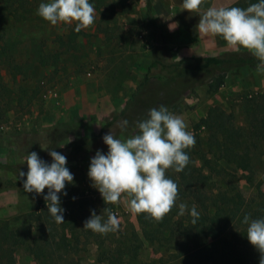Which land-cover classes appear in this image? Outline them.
I'll list each match as a JSON object with an SVG mask.
<instances>
[{
  "label": "rangeland",
  "instance_id": "1",
  "mask_svg": "<svg viewBox=\"0 0 264 264\" xmlns=\"http://www.w3.org/2000/svg\"><path fill=\"white\" fill-rule=\"evenodd\" d=\"M89 3L95 7L96 19L90 28L79 33L74 31L75 23L53 26L44 21L37 15L39 5L32 14L25 15V20L4 28L0 41V164L17 167L26 174L27 154L35 152L51 164L48 151L55 150L67 158L66 167L73 174V182L57 194L64 209V223H57L50 215L55 223L47 218L29 224L27 217L46 214L48 202L44 196L48 190L40 195L26 193L24 178L0 169V234L9 237V232H16L20 240L14 243L11 238L8 242L0 237V264H106L97 262L102 250L114 249L115 241L127 240L132 232L141 238L136 215L130 211L126 196L122 194L118 204L105 205L92 186L88 177L90 161L97 151L107 155L103 137L109 132L118 139L130 138L137 132L128 127L122 132L120 121H116L99 133L141 83L153 60L156 32L164 38L173 60L189 59L194 57L190 55L193 49H185V42L198 40L195 30L200 15L186 12L184 16L176 12L174 17V9L181 0H89ZM172 23L177 25V33L170 34L168 27ZM227 53L232 52L218 51L214 56L223 57ZM237 53L252 58L253 63L229 66L224 84L216 92L207 93L206 87L200 86L185 93L178 104L180 112L174 114L183 117L187 130L200 140V150L207 152L208 132L204 128L195 130L194 126L211 107L232 113L234 126L252 147L258 180L264 174V144L249 135L245 103L264 93V70H257L259 61L250 52ZM151 91L147 96H151ZM147 107L151 108V104ZM95 136L99 138L93 143L92 152L71 153L76 142ZM201 164L198 156L192 158L191 166ZM220 164L238 177L233 194L240 206L251 212L261 206L264 217V186L259 195L242 172L224 160ZM224 187L217 182L211 189L215 193ZM104 208L117 213L119 231L98 234L84 229V222L93 211L107 219ZM38 228L53 243L52 248H42ZM22 237L26 240L24 244ZM28 247L41 252L35 256ZM163 250L144 242L138 259L129 262L125 257V263L158 264L161 258L164 264H181L172 262ZM228 251L220 241L214 245L209 242L204 251L205 257H209L205 264H259L256 249L236 252L234 263L226 254ZM47 254L48 259L44 260Z\"/></svg>",
  "mask_w": 264,
  "mask_h": 264
},
{
  "label": "trees",
  "instance_id": "2",
  "mask_svg": "<svg viewBox=\"0 0 264 264\" xmlns=\"http://www.w3.org/2000/svg\"><path fill=\"white\" fill-rule=\"evenodd\" d=\"M256 2L258 0H245L231 6L246 9ZM38 5L37 0H0V41L4 28L25 20V15L32 14L33 9ZM152 26L155 27V23L152 22ZM155 40L157 43L153 60L147 67L141 83L130 95L123 108L102 127L99 133L114 122L123 120L129 122L127 126L129 129L137 131L136 122L147 118L148 111L154 107L166 106L173 114L178 113L180 112L178 104L184 98L185 93H191L200 86H205L207 93L216 92L223 86L229 66H244L253 63L252 58H246L237 52L227 53L223 57L204 55L173 60L171 51L160 33L156 32ZM152 79L156 81H151ZM151 89V96H147ZM148 104H151V108L147 107ZM245 114L249 135L260 144H264V93L246 101ZM200 128L208 132V151L200 150V140L195 136V146L186 150L190 160L184 170L179 173L173 169L166 170V176L177 183L179 190L172 210L159 222L150 218L146 213H135L141 238L137 233L132 232L127 240L118 239L115 241L114 249L100 252L97 262L126 264L125 257L129 262L136 261L144 242L155 245L158 250L164 249L163 251L170 255L172 262L181 264H205L209 257H205L204 251L209 242L212 245L217 241L225 244L229 249L226 254L230 256L232 263L238 255L236 252L255 249L247 239V225L242 221L245 215H249L250 219L264 218L261 216V206L252 212L240 206L235 193L233 194L237 188L238 177L220 164V161L224 160L242 172L248 185L254 188L259 195L262 194L264 174L257 180L259 169L251 154L252 147L234 126L232 113H227L220 108H209L206 116L194 126L195 130ZM98 138L95 136L89 141L76 142L71 153L77 155L92 152L91 147ZM194 156L199 157L202 163L200 167L191 166ZM205 168H208L207 172ZM0 169H7L18 177L17 167L0 164ZM217 182L223 183L226 187L214 193L211 188ZM180 203H185L189 210L193 204L197 206L200 215L195 224L192 223V217L187 211L183 216L178 215ZM47 212L46 214L44 212V217L40 214L37 217L31 215L27 217V222L37 223L42 219L50 218L52 223H55ZM41 230L38 228V239L43 240L42 248H52L53 243ZM0 237L8 242L10 238L14 240V243L20 241L17 239V233L12 231L9 232V237L3 232ZM21 240L22 244L26 241L23 237ZM166 244L167 247H165ZM201 244H203L202 247H200ZM27 250L35 256L41 252L31 247ZM46 259H48V254L44 260ZM157 262L164 264L161 258Z\"/></svg>",
  "mask_w": 264,
  "mask_h": 264
},
{
  "label": "clouds",
  "instance_id": "3",
  "mask_svg": "<svg viewBox=\"0 0 264 264\" xmlns=\"http://www.w3.org/2000/svg\"><path fill=\"white\" fill-rule=\"evenodd\" d=\"M203 3L204 0H182V8L188 13H199ZM37 15L53 26L75 23L77 33L90 28L96 19L95 7L89 0H50L39 4ZM196 29L202 36L221 37L227 46L237 51L248 50L259 61L257 70H264V0L246 9L209 6L201 13ZM128 123L127 120L120 122L122 132L127 130ZM187 128L183 117L160 106L151 108L147 118L136 122L137 132L130 138L118 139L111 132L106 134L103 143L108 148L107 155L97 151L88 169L92 186L105 205L118 204L123 194L131 212L146 213L162 221L175 206L179 191L177 183L166 176V170L182 172L190 160L186 150L195 146V136ZM48 154L51 164L41 160L35 152L27 154L28 171L26 174L19 171L17 178H24L26 193L40 195L47 189L44 196L47 211L57 223H64V209L60 207L57 194L73 182V174L66 167L64 155L55 150ZM186 211L195 224L200 215L197 206L193 204L189 210L185 203H180L178 215L183 216ZM103 212L106 220L93 211L83 228L98 234L119 231L117 215L110 208H104ZM242 223L247 225L250 245L260 254L259 264H264V218L250 219L245 215Z\"/></svg>",
  "mask_w": 264,
  "mask_h": 264
},
{
  "label": "crops",
  "instance_id": "4",
  "mask_svg": "<svg viewBox=\"0 0 264 264\" xmlns=\"http://www.w3.org/2000/svg\"><path fill=\"white\" fill-rule=\"evenodd\" d=\"M182 1V0H181ZM245 0H204V3L201 5V10L199 13H193L201 15V13L207 9L209 6H231L237 2H243ZM177 7L174 9L173 15L176 17V12H181L184 16L188 13L187 11H184L182 8V3L176 5ZM187 12V13H186ZM170 34L177 33L178 27L177 25H174L173 23L168 27ZM196 34L198 35V40L193 43H188L185 49L191 48L193 49L190 52V55H193L194 57H199L198 54L201 53L205 56H214L215 53L220 51L221 53L225 52H249L245 49H240L239 51L227 46L226 42L219 36L213 37V36H202L197 29L195 30ZM189 46V47H188ZM174 47V46H173Z\"/></svg>",
  "mask_w": 264,
  "mask_h": 264
},
{
  "label": "built area",
  "instance_id": "5",
  "mask_svg": "<svg viewBox=\"0 0 264 264\" xmlns=\"http://www.w3.org/2000/svg\"><path fill=\"white\" fill-rule=\"evenodd\" d=\"M54 95H55V93H54ZM113 212L117 215V213L115 211H113Z\"/></svg>",
  "mask_w": 264,
  "mask_h": 264
}]
</instances>
